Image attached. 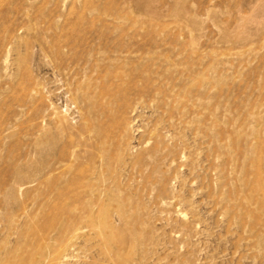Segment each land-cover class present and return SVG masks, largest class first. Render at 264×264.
Returning <instances> with one entry per match:
<instances>
[{"label": "rangeland", "instance_id": "rangeland-1", "mask_svg": "<svg viewBox=\"0 0 264 264\" xmlns=\"http://www.w3.org/2000/svg\"><path fill=\"white\" fill-rule=\"evenodd\" d=\"M0 264H264V0H0Z\"/></svg>", "mask_w": 264, "mask_h": 264}]
</instances>
